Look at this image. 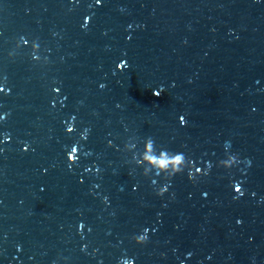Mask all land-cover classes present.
<instances>
[{
	"label": "water",
	"instance_id": "obj_1",
	"mask_svg": "<svg viewBox=\"0 0 264 264\" xmlns=\"http://www.w3.org/2000/svg\"><path fill=\"white\" fill-rule=\"evenodd\" d=\"M0 88V264H264V0H0Z\"/></svg>",
	"mask_w": 264,
	"mask_h": 264
},
{
	"label": "clouds",
	"instance_id": "obj_2",
	"mask_svg": "<svg viewBox=\"0 0 264 264\" xmlns=\"http://www.w3.org/2000/svg\"><path fill=\"white\" fill-rule=\"evenodd\" d=\"M99 2H100V0H97V4H99ZM89 20H90V18L89 17H86L85 18V23L87 24L89 22ZM117 67L119 69L125 68L126 67V62L122 61L120 64L117 65ZM101 87H103V85H101ZM0 91H4V89L3 88H0ZM54 91L59 92V89L58 88L57 89H54ZM155 94L156 95H159V92H156ZM180 122H181V125H184L186 123L184 117H181L180 118ZM67 131L69 133L73 132L74 131V127H71V126L68 127L67 128ZM25 150H27V149L25 148ZM74 150H75V158L73 159L72 158V154H73ZM78 153H79V149H78L77 146H72L71 149H70V151H68V153H67V159H68V161L71 164H75L77 162V160H78ZM174 155L177 158H180V157L184 156L185 154L182 153V152H176V153H174ZM179 173H181V170L180 169H177L175 172L172 173V175L168 179H170L171 177H173V176H175V175H177ZM188 175H189V178L190 179H194L197 175H199V173L198 172H194V173L189 174V172H188ZM240 189H241V185L240 184H236L234 186V191L236 193L239 192V194L242 195L243 192L240 191ZM166 191H167V188L166 187H161L160 189H158L157 195L163 196ZM80 227L83 228V225L81 224ZM146 232H147V230H145V234H140V235H138V236H136L134 238L135 239V242L137 244H143L146 241V238H147L146 237ZM129 264H135V261L133 259H129Z\"/></svg>",
	"mask_w": 264,
	"mask_h": 264
}]
</instances>
